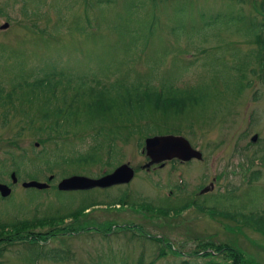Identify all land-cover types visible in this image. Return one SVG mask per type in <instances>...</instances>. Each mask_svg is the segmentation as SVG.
Masks as SVG:
<instances>
[{
    "label": "rangeland",
    "instance_id": "374dc122",
    "mask_svg": "<svg viewBox=\"0 0 264 264\" xmlns=\"http://www.w3.org/2000/svg\"><path fill=\"white\" fill-rule=\"evenodd\" d=\"M60 1L67 10L59 6ZM75 1L44 0L38 6L33 0H0V26L8 23L7 28H0V43L23 48L16 50L2 44L0 53L12 57L11 60L33 61L35 68H53L64 73L66 79L75 72L83 73L92 85L100 78L104 84L114 83L117 89L125 88L129 80L138 83L152 78L156 86L165 81L176 87H187L204 79L202 82L208 84L202 85L209 86L210 96L214 97L212 102L219 101L216 109L205 111V117V112L199 113L197 109L202 118L193 114L174 123L171 119L159 120L160 132H155L186 136L195 149L203 152L204 158L181 163L177 168L167 162L151 172L142 170L146 158L138 146V136L129 134L128 128L122 135L124 142H115L117 163L112 164L111 158L112 163L108 165L76 167L73 166L76 164H64L59 158H34L43 146L32 136L31 130L16 137L15 133L23 125L19 117H12L4 125L0 116V170L8 169V173L0 171V182L11 185L9 175L13 160L8 152L17 159L25 150L28 160L23 163L12 195L0 200V223L9 225L16 220L71 213L55 223L36 222L0 230V249L3 250L0 264H32L36 247L31 242H38L39 249L43 246L42 252L50 249L51 254L55 250L63 254L59 260L41 255L35 259V264H125L138 259L148 263L157 258L163 245L154 240L156 236L168 240L179 254L172 255L166 248L165 255L155 264H174L184 258L197 264H208L209 260L232 264L225 252L209 247L213 256L203 257L197 250L208 246H199L201 242L218 247L234 237L246 251L245 258L250 263L254 259V264H264L263 234L241 226L225 213L207 209L214 208L215 204L221 210L232 209V205L240 209L246 206L250 210L259 205L264 215V58L261 57L260 64L251 58L247 67L240 63V59L245 61V54L251 48L258 47L241 25L246 21H235L233 17L240 13L244 19H262L260 4L263 1L175 0L169 3L158 0L160 6L155 9L152 0H80V4ZM131 4H136V17H128ZM69 10L72 13L67 14ZM190 12L192 24L187 20ZM57 14L63 16L60 23ZM151 16L155 19L151 20ZM223 22L227 25L235 22L238 26L217 27ZM195 23L198 25L193 26ZM150 24L156 27L150 28ZM202 24L207 29L192 32ZM147 35L149 40L145 41ZM23 52L27 58H21ZM243 74L244 88L235 94L234 77ZM8 79V75L0 74V86L5 90L9 89ZM250 112L253 114L248 121ZM138 123L143 125V121ZM172 124L174 130L167 128ZM254 134L258 139L252 143L250 137ZM35 142L39 144L36 146ZM91 144L92 139L87 135L78 139L72 137L71 145L82 153ZM44 147L48 150L50 144ZM102 158L108 161L105 152ZM46 161L55 163L50 165V172L44 169ZM127 162L134 168L135 176L120 186L73 191H59L56 187L58 180L66 176L96 177ZM255 169L261 172L259 179L247 184L249 172ZM51 174H55V178L50 181ZM31 179L46 182L45 188L49 189L22 187L23 181ZM180 182L185 185L184 190L177 185ZM205 185H209L208 192L199 193ZM170 190L191 201L197 196L206 197V209L189 206L179 213H165L136 203L158 206L167 200L164 196L171 193ZM122 191L135 202L107 205ZM216 193L221 196L212 197ZM212 198L215 201L209 204ZM197 201L200 203V198ZM97 202L102 204L92 206ZM86 206L89 209L74 212ZM112 223L116 226L110 229Z\"/></svg>",
    "mask_w": 264,
    "mask_h": 264
},
{
    "label": "trees",
    "instance_id": "16d2710c",
    "mask_svg": "<svg viewBox=\"0 0 264 264\" xmlns=\"http://www.w3.org/2000/svg\"><path fill=\"white\" fill-rule=\"evenodd\" d=\"M43 1L44 0H40L37 4L36 0H33L38 6H41ZM81 1L76 0L75 4L76 2L77 4H80ZM152 1L151 4L153 9L160 6L158 0ZM174 1L175 0H167L169 3ZM262 1V3H264V0ZM262 3L260 4V7H262V19L260 20H256L254 17L244 19V16L240 13L236 15L232 12L236 15H232L235 18V21H246L241 25L246 30L247 34L253 36L254 43L258 47L256 50L251 48L245 54V61L240 59V63L245 67L250 64L251 58L255 59V61L257 60V63L259 64L263 62L261 57L264 58V5ZM135 5L136 4L130 5L128 17H136L135 12L137 8H135ZM59 6L65 10L68 9L66 5L61 3V1ZM69 13L72 12L69 10L67 14ZM57 16V21L63 17H60L58 14ZM187 17V20L192 24L191 12L189 15L187 14ZM150 19L153 20L155 17L151 16ZM213 19H215V17H213ZM195 25L198 24H193V26ZM224 26L229 27L238 25H236L235 22L231 25H227L225 22L217 25L219 28ZM149 27L155 28L156 26L155 24H150ZM170 29L174 32L173 27H170ZM203 29L207 28L202 24L197 26V28L192 29V32ZM54 30H56V28ZM40 31L44 32V30ZM174 36L177 35L174 33ZM177 38H179V36H177ZM148 40L149 36L147 35L145 41ZM2 44L3 42L0 43V46ZM3 45L16 50L23 49L22 47H12L6 44ZM11 58L12 57H9L4 53H0V74H6L9 76L7 82L9 89L5 90L4 86H0L1 121L6 125L12 117H19V122L23 123V125L20 130L15 133L16 137L22 136L23 131L25 130H31L32 136L43 146V149L35 153L34 158H59L64 164H76L73 165L76 167L82 164L92 165L107 163L108 165L112 163L109 162L112 160V164H114L115 161L116 163L118 162L116 157L118 153L116 150L117 143L115 142L118 140L124 142L122 135L125 131L128 132V128L129 134L133 133L138 136V146L141 147L145 136L154 134L156 131L160 132L159 120L166 121L171 119L172 123H174L175 120L180 118L181 120L188 119V117L193 114L198 116L197 109L200 110L199 113L207 112L211 108L215 110L216 105L219 104V101L212 102L214 97L210 96L211 91L209 90V86L202 85L208 84L202 82L204 79L196 85L187 87H176L173 84H166L165 81L162 82L161 86H156L152 83V78L142 79V82L138 81V83L129 80L125 88L117 89L114 83L110 82L104 84L100 81V78H98L96 83L91 85L88 82L87 76L83 73L78 74L75 72L72 74V77L67 76L66 79L63 77L64 73L57 72L53 68H35L32 64L33 61L24 62L20 60H11ZM21 58H27L24 52L22 53ZM229 76L231 77V75ZM244 77V74L239 78L234 77V85L236 86L235 94H239L243 90L245 85L243 83ZM143 81H145V83H143ZM215 81L218 82V79ZM230 83H232V81L229 78V84ZM206 112L203 114V117H205ZM252 114L253 112H250V114L247 115L248 121L251 120ZM83 115H85V119H82ZM157 116L159 117L158 119H156ZM198 117L202 118L200 116ZM139 121H143L142 126L138 123ZM47 122L48 124H46ZM35 123L37 125H35ZM167 128H172L174 130L173 124L171 127ZM68 135H70V138ZM83 135H87L92 139V144L84 149V153L71 145L72 137L78 139ZM47 143L50 144V149L48 148V150L44 147ZM111 151L112 153H110ZM25 152V150H22L17 159L13 157L11 152H8L13 160L11 163V168H13L12 171H15L16 176L19 177V179L24 168L23 163L28 161ZM104 152L107 154L108 161H104L102 158L104 157ZM114 154L115 157L113 158ZM52 164L55 163L46 161L45 165H43L44 169L50 172L52 168L50 165ZM0 171L8 173V169H1ZM260 173L259 169L251 170L245 180L247 184L253 180H258ZM180 181H182V179H180ZM180 184V190H184L185 185L181 182ZM175 193L176 192L171 190V193L164 196L167 200L158 206L146 202L136 203L139 205H146L152 209H158L165 213L171 211L179 213L189 206H195L202 210L206 209V203L208 202L206 197L197 196L191 201L178 196L179 192L177 194ZM218 195L219 193H216L212 197L221 196ZM209 196L211 195L209 194ZM130 198L129 195H127V192L122 191L118 196L113 198V201L110 204L107 205L115 206L116 204H122V202L127 203L131 201ZM198 198H200V203L197 201ZM212 201L215 200L213 198L210 199L209 204H212ZM131 202L134 203L135 201ZM97 204L102 203H93L92 206ZM213 206L214 208L207 207V209L220 211L219 213L222 214L225 213L228 218L241 224V226L254 229L264 236V215L261 213L262 210L258 207L259 205L250 210L246 208V206L245 208L243 207L240 209V206L237 205H232V209L229 210L223 208V210H221L216 204ZM88 208L89 206H86L82 209L79 208L74 212H82ZM68 216H71V213L36 217L31 220H16L13 223H9V225L0 223V230L3 231L5 227L14 228L20 225H27L36 222L42 223L52 221L55 223L57 221H63ZM114 226H116L115 223H112L110 229L114 228ZM17 231H19V228ZM5 234H7V232ZM154 240L163 244L156 259L150 260L148 263L144 262L143 259H138L137 262L125 264H155L157 259L165 255L167 252L165 251L166 248L172 255L179 254V252L169 244L168 240L164 241L160 236H156ZM31 243L35 244L36 247L35 251L31 249L34 252L32 264H35V259H37V257L39 258L41 255L51 260H59L61 259L60 256L63 257L60 250H55L53 254L49 253L50 249L48 252H42L43 246L40 245L39 249V247L36 246L38 242ZM203 245L208 246H204L203 248L200 247L197 250V253L202 252L201 256L203 257L213 256L212 252L209 250L210 247L216 252L221 251L228 254L232 264H254L256 262L253 258H250L253 259V263H250V261L245 258L246 251L239 246L237 237L228 240L225 244H219L218 247L209 242L199 243V246ZM7 248L8 247H6L5 250H7ZM0 252L3 253L2 248L0 249ZM120 264H124V262ZM174 264L197 263L193 260L190 261L188 258H184ZM208 264L217 263L209 260Z\"/></svg>",
    "mask_w": 264,
    "mask_h": 264
},
{
    "label": "water",
    "instance_id": "95a60500",
    "mask_svg": "<svg viewBox=\"0 0 264 264\" xmlns=\"http://www.w3.org/2000/svg\"><path fill=\"white\" fill-rule=\"evenodd\" d=\"M8 27V23H4L0 26L1 29ZM252 141H256L257 134L252 136ZM165 144H176V152L181 155L185 160L195 157L197 159L202 158V153L194 149L186 138L183 136H174V135H163V136H152L145 139V150L146 155H149V151L156 146H161ZM38 145V143H36ZM180 152V153H179ZM153 162V161H151ZM150 162V163H151ZM149 165V164H147ZM134 171L128 163H123L116 167L112 172L104 174L98 178H92L85 175H72L65 177L58 183L57 187L59 190H80V189H89L92 187H107L114 184L126 183L129 182L133 177ZM13 181H16L15 172L10 174ZM24 187H36L39 189L45 188L46 183L39 182L36 180H30L23 182ZM207 188L201 190V192L206 191ZM11 192L10 187L0 182V195L5 197Z\"/></svg>",
    "mask_w": 264,
    "mask_h": 264
},
{
    "label": "bare ground",
    "instance_id": "6f19581e",
    "mask_svg": "<svg viewBox=\"0 0 264 264\" xmlns=\"http://www.w3.org/2000/svg\"><path fill=\"white\" fill-rule=\"evenodd\" d=\"M169 146V151L165 154H163V150L165 147ZM194 148V147H193ZM176 150V144H165L161 146L153 147L149 151V155H147L150 160H152L154 163H158L160 161L164 160H170L174 157H177L178 159H183L181 155L177 154L176 152L173 154V152ZM180 153V152H179ZM13 169V168H11ZM11 172V171H10ZM16 185V184H15Z\"/></svg>",
    "mask_w": 264,
    "mask_h": 264
},
{
    "label": "flooded vegetation",
    "instance_id": "af4514ba",
    "mask_svg": "<svg viewBox=\"0 0 264 264\" xmlns=\"http://www.w3.org/2000/svg\"><path fill=\"white\" fill-rule=\"evenodd\" d=\"M169 150H170V149H169V146L165 147L164 150H163V154L167 153ZM166 164H167L166 162H162V163H158V164H153V165H151V166L148 168L149 170H147V171H148V172L154 171V169H155L156 167H164ZM145 170H146V169H145ZM5 183H7L8 185H10L8 182H5ZM17 183H18V180H17L14 184L11 183L10 186H12V189H13V186H15V184H17ZM119 186H120V185H119Z\"/></svg>",
    "mask_w": 264,
    "mask_h": 264
}]
</instances>
